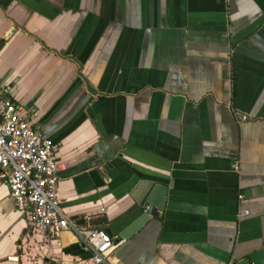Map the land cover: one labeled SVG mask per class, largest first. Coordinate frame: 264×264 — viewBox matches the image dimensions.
<instances>
[{"label":"crops","instance_id":"0c3cea01","mask_svg":"<svg viewBox=\"0 0 264 264\" xmlns=\"http://www.w3.org/2000/svg\"><path fill=\"white\" fill-rule=\"evenodd\" d=\"M0 42L74 226L32 235L0 171V264H93L95 228L105 264H264V0H0Z\"/></svg>","mask_w":264,"mask_h":264},{"label":"built area","instance_id":"2783aa9c","mask_svg":"<svg viewBox=\"0 0 264 264\" xmlns=\"http://www.w3.org/2000/svg\"><path fill=\"white\" fill-rule=\"evenodd\" d=\"M245 121L246 118L242 117ZM59 165L53 144L32 128L21 105L0 88V171L16 210L29 223L32 235L46 237L74 229L62 213L58 198ZM248 215L243 212L240 218ZM80 235L92 252L93 264H105L115 243L103 229L83 230Z\"/></svg>","mask_w":264,"mask_h":264},{"label":"water","instance_id":"95a60500","mask_svg":"<svg viewBox=\"0 0 264 264\" xmlns=\"http://www.w3.org/2000/svg\"><path fill=\"white\" fill-rule=\"evenodd\" d=\"M235 264H249L246 259H242Z\"/></svg>","mask_w":264,"mask_h":264},{"label":"trees","instance_id":"16d2710c","mask_svg":"<svg viewBox=\"0 0 264 264\" xmlns=\"http://www.w3.org/2000/svg\"><path fill=\"white\" fill-rule=\"evenodd\" d=\"M1 44H2V43L0 42V48H1Z\"/></svg>","mask_w":264,"mask_h":264}]
</instances>
